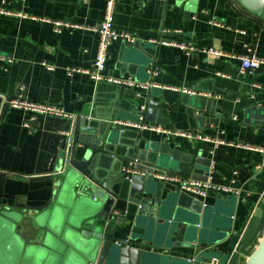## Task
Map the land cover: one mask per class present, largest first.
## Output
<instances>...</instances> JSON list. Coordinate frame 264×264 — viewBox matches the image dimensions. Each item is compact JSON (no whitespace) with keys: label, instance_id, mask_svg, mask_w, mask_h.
Listing matches in <instances>:
<instances>
[{"label":"crops","instance_id":"1","mask_svg":"<svg viewBox=\"0 0 264 264\" xmlns=\"http://www.w3.org/2000/svg\"><path fill=\"white\" fill-rule=\"evenodd\" d=\"M106 2L0 0L1 8L27 15L0 14V95H22L31 102L57 104L77 116L97 110L102 118L132 120L137 117L136 104L141 109L151 98L160 102L167 124L153 123L163 126L164 131H142L136 156L155 161L163 153L174 169L165 170L200 179L211 174L215 183L231 185L239 195L210 193L199 197L164 184V209H177L183 215L191 214L188 209L196 200L208 206L203 226L195 231L198 247H165L158 233H146L141 223H130L116 233V238L124 242L123 246L134 248L135 253L140 249L142 264H189L188 258L207 257L224 249L226 241L218 245L214 242L224 237L227 228L244 233L258 210L264 215V154L256 149L264 148V123L244 122V109L264 104V65L253 74L239 75L240 55L254 53L264 58V18L249 12L238 0H117L113 16L117 30L143 40L173 39L194 46L187 54L176 46L157 44L150 52L155 59V72L150 75V69L138 64L148 57L124 49L123 40L113 42L105 73L132 74L139 81L153 84L136 97L135 89L95 82L82 71L94 65L99 36L93 28L103 21ZM215 21L221 25H214ZM56 22L69 25L57 32ZM210 48L220 53H209ZM44 63L54 69H47ZM255 83L262 88H256ZM199 115L206 117L202 124ZM29 116L28 111L11 107L0 121V206L16 213L55 198L65 153L67 120L39 115L27 128L24 122ZM185 131L228 143L214 147L177 134ZM126 135L124 142L136 134L130 131ZM126 151L125 146H117V155ZM128 161H115L113 167L120 171ZM118 205L123 207L120 214H124L125 202ZM261 221L256 231H260ZM33 227L17 224L13 229L12 221L1 222V257L13 260L24 246L40 243ZM247 252L243 251L238 264L248 258ZM41 253L30 247L27 257L39 261Z\"/></svg>","mask_w":264,"mask_h":264},{"label":"water","instance_id":"2","mask_svg":"<svg viewBox=\"0 0 264 264\" xmlns=\"http://www.w3.org/2000/svg\"><path fill=\"white\" fill-rule=\"evenodd\" d=\"M238 2L252 14L264 18V0ZM156 47L151 40H143L140 36L133 43L123 41L124 49L130 48L148 57L146 60L135 57L146 70L154 67L155 59L150 52ZM10 100L11 97L0 95V121L6 118L11 108ZM190 105L204 109L196 103ZM135 107L138 112L134 120L143 113L138 104ZM145 117L147 121L167 124L162 104L153 98L147 101ZM197 118L201 124L206 121L204 116ZM101 119L106 122L101 123ZM111 120L112 117L102 118L97 110L67 120L65 130L71 132L70 143L64 139L65 153L59 166L61 178L52 201L43 206L27 207L20 213L0 206V223L12 221L13 229L17 224L33 225V234L39 235L41 240L38 244L24 246V250L13 260H6L0 254V264H142L141 250L135 253L134 248L118 244L120 240L116 238V233L130 223H141L146 233H158L165 247L170 249L199 246L195 231L203 226L208 206L196 200L188 209L191 214L183 215L177 209H164L165 206H161L164 183L154 179L153 172L154 168L174 170L166 159L168 156L161 153L155 161H145L136 156L142 131L119 130L110 124ZM244 122L263 124L264 104H253L244 109ZM130 131L135 132V137L129 142L122 141ZM118 145L127 148L122 156L117 155ZM135 158L139 163L134 168L145 173H134L127 177L123 171L124 165L120 171L113 167L115 161ZM119 201L125 202L124 214H120L123 207L118 205ZM193 213L200 215V218L194 219ZM262 216V211L258 210L244 233L227 228L224 237L214 242L218 245L226 241L224 249L207 257L197 256L186 260L189 264H205L213 257H219V264H226L232 255L229 264H238L243 251L252 249L257 238L258 244L248 256L246 264H264V228L256 231ZM239 239L240 244L235 252ZM30 247L42 252L41 260L27 257Z\"/></svg>","mask_w":264,"mask_h":264},{"label":"built area","instance_id":"3","mask_svg":"<svg viewBox=\"0 0 264 264\" xmlns=\"http://www.w3.org/2000/svg\"><path fill=\"white\" fill-rule=\"evenodd\" d=\"M116 2L117 0H107L106 8H105V17L99 26L93 28L95 31H97L99 36V46H98L97 56L93 67L91 69H86L82 71L88 74L95 82H107L111 84H116L118 86H122V87L124 86L135 89V96L141 97L144 93L149 91L153 86L150 80L142 82L137 80L134 76H112L105 73L107 68V60L109 58V53H110V46L112 45V43L119 40L133 43L138 37L132 34L131 32L117 30V28L114 26L113 16L115 12ZM0 14L27 16L25 13L14 12L12 10H8L1 7H0ZM56 25H57L56 31L61 32L62 30L61 27L64 25H69V23L56 22ZM214 25L220 26L221 23L215 21ZM263 30H264V26H263ZM149 40H151L156 45L160 44L166 46H176L182 50H185L187 54H191V52L194 50V46L192 44H188L182 41H177L173 39H162V38H152ZM207 51L213 54L220 53L214 48H210ZM239 59L241 61V65L239 68L240 76L253 74L261 66L264 65V58H261L255 55L254 53L253 54L247 53L240 55ZM44 65L49 70L54 69L53 65L47 63H44ZM72 70L75 71V69ZM149 72L154 74L155 72L154 67H150ZM254 86L258 89L262 88V86L257 83H255ZM10 105L13 108L23 109L30 113V116L24 122V126L27 128L32 127V122L35 119H37V116L39 115H52L66 120L74 119L77 117L76 114L66 111L63 107L57 104H51L45 102H31L23 98L22 95L11 97ZM146 109H147V104L142 105L140 110L143 113L139 115L138 119L136 120L112 119L110 121V124L113 125L115 128H118L119 130L135 129L140 131H144V130H155L159 132L164 131L163 126L146 120L145 117ZM168 132L170 131L168 130ZM64 133L66 134L67 143H70L71 132L68 130H64ZM177 134L189 139H196L198 141L212 143L214 147L228 143L225 139L209 137L198 132L185 131V132H177ZM246 147L249 148L250 146H246ZM256 149L264 154L263 147H257ZM137 163H139V160L138 158H135L133 160H129L127 164L124 165L123 171L125 172L127 177L131 176L134 173H145L144 171L136 170L134 168L135 164ZM262 165L264 166V160ZM212 168H214L213 165ZM153 177L158 181H162L164 184H170L174 186L176 189L189 193L194 196L206 197L210 193L239 195V190L237 188L227 184L215 183L213 181L211 174H209L205 179H200V178L192 177L190 175H183L165 169L154 168ZM118 244L123 245L124 242L118 241ZM239 244H240V239L236 244L235 252ZM231 259H232V255L228 259L226 264H229L231 262ZM219 262H220L219 257H213L212 259L205 262V264H219Z\"/></svg>","mask_w":264,"mask_h":264},{"label":"rangeland","instance_id":"4","mask_svg":"<svg viewBox=\"0 0 264 264\" xmlns=\"http://www.w3.org/2000/svg\"><path fill=\"white\" fill-rule=\"evenodd\" d=\"M258 244V240H257V238L254 240V247L256 246ZM254 247L252 248V249H250V250H248V252H247V256L246 257H248V256H250V254L253 252V250H254ZM246 260H247V258L246 259H244V261H242V263L241 264H246Z\"/></svg>","mask_w":264,"mask_h":264},{"label":"trees","instance_id":"5","mask_svg":"<svg viewBox=\"0 0 264 264\" xmlns=\"http://www.w3.org/2000/svg\"><path fill=\"white\" fill-rule=\"evenodd\" d=\"M263 228H264V215H263V217H262L261 225H260V228H259L260 231H262Z\"/></svg>","mask_w":264,"mask_h":264}]
</instances>
